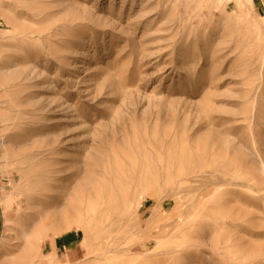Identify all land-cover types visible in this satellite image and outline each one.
Returning <instances> with one entry per match:
<instances>
[{"label": "rangeland", "instance_id": "rangeland-1", "mask_svg": "<svg viewBox=\"0 0 264 264\" xmlns=\"http://www.w3.org/2000/svg\"><path fill=\"white\" fill-rule=\"evenodd\" d=\"M0 264H264V0H0Z\"/></svg>", "mask_w": 264, "mask_h": 264}]
</instances>
